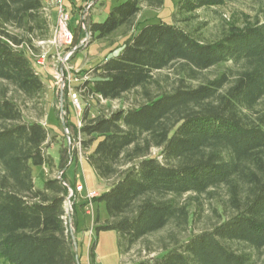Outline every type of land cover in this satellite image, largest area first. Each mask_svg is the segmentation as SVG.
Instances as JSON below:
<instances>
[{
    "label": "trees",
    "instance_id": "obj_1",
    "mask_svg": "<svg viewBox=\"0 0 264 264\" xmlns=\"http://www.w3.org/2000/svg\"><path fill=\"white\" fill-rule=\"evenodd\" d=\"M232 1L178 0L173 15L188 24L199 9ZM164 2L125 0L88 26L111 54L80 70L82 126L66 117V128L77 142L81 136L85 159L106 184L94 202H105L108 218L97 217L96 230H115L126 254L170 224L186 228L191 211L179 197L224 187L217 223L186 240L171 232L160 255L133 264H255L264 248V0L254 17L229 23L213 41L175 22L137 24L143 4ZM52 37L44 0H0V264H78L65 219L69 189L77 192L64 171L74 155L61 147L52 156L49 128L26 118L17 98L45 92L30 53ZM80 44L73 37L77 51ZM170 68L175 83L152 94L155 72ZM137 89L140 102L91 113L94 99L118 100ZM34 166L57 167L61 177L38 188ZM96 247L89 246L90 264H97Z\"/></svg>",
    "mask_w": 264,
    "mask_h": 264
},
{
    "label": "rangeland",
    "instance_id": "obj_2",
    "mask_svg": "<svg viewBox=\"0 0 264 264\" xmlns=\"http://www.w3.org/2000/svg\"><path fill=\"white\" fill-rule=\"evenodd\" d=\"M93 1L64 0V4L71 15L70 23L74 31L75 42H80V46H84V48L82 47V50L74 52L69 58L65 59L70 51V46L65 42L63 36H58L55 43L52 42L54 41V34L49 41L38 42V51H33L30 54L35 68L40 72L46 83V90L43 94L32 99H26L19 94H17V98L22 105L26 118L39 120L49 128L52 141L48 152L52 156L58 158L61 147H67L68 154L69 152L73 153L72 163H69L65 170L68 181L72 184L82 183L84 193L96 191L101 194L106 190V184L98 179L94 168L85 159V153L78 144L76 146L73 130L67 128L70 132L68 134L65 128L66 117L73 124L78 123L87 100L82 98V112H76L69 100L67 89L61 88L62 83L60 80L62 69L66 75L70 71L74 76L77 69H89L110 53L112 47L106 42L94 41L91 34L87 32L88 26L92 21H103L114 6L125 0H99L96 5L93 4L92 7L85 10L87 4ZM177 2L178 0H165L161 8H151L143 4L136 18L137 24L144 22L158 23L161 20L168 23L175 22L187 30L197 29L194 32L203 40L213 41L220 36L222 30L229 23H243L248 21L249 17H254L259 0H234L219 7L199 9L194 13V18L188 24L180 21L178 16L173 15L176 11ZM56 11L52 8V25L56 21ZM115 40L121 41L120 35H117ZM118 51L116 50L114 53ZM220 70L222 68L218 67L205 73L208 76H213ZM83 74L85 75V73ZM175 75L173 68L155 72L157 81L148 86L149 90L152 94H157L163 89L169 90L176 81ZM77 76H79L78 81L72 83L74 88L84 79V76L82 77L79 73ZM196 83L194 82V84ZM141 94L142 90L137 89L118 100L108 101L99 97V99L92 101L91 113L97 115L100 110L108 111L131 106L143 99ZM62 115L64 116V122ZM69 136L71 139H69ZM152 153L157 155L158 150L153 149ZM61 173V170L57 167L53 170L46 166L33 167L35 184L38 188H43L47 177H60ZM213 192H215L214 195L188 193L179 197L180 203L188 205L191 211L186 228L179 230L174 224H170L166 228L148 235L136 244L131 251L121 255L118 248L117 232L115 230L97 232L96 230L95 219L99 217L100 221L103 222L108 218L105 202L95 201L94 215H87L85 203L78 202L81 200L79 193L70 188L65 202L67 225L72 241L73 235L75 236L77 247L75 245L74 247L75 252L77 251L79 264H90L88 252L92 242H97V264H133L135 261L147 256L160 255L163 252L164 243H171L169 239L171 232L179 240H186L194 234L209 229L223 217L221 202L226 197L224 187H219ZM70 194H72L71 197ZM238 246L242 247L241 245ZM255 264H264V248L256 253Z\"/></svg>",
    "mask_w": 264,
    "mask_h": 264
},
{
    "label": "built area",
    "instance_id": "obj_3",
    "mask_svg": "<svg viewBox=\"0 0 264 264\" xmlns=\"http://www.w3.org/2000/svg\"><path fill=\"white\" fill-rule=\"evenodd\" d=\"M45 2V14L46 16L51 20L53 18L52 16V8H54L56 11V21L55 24L52 25V31L54 34V41L57 42L58 36H63L65 39V42H67L70 46V51L67 53L65 59L69 58L70 55H72L74 52L77 51L78 46H73V37L74 32L71 28V15L69 11L67 10L64 0H44ZM93 2H89L87 4L88 8L92 7ZM80 70H76V73H79ZM61 88L67 89V94L69 97V100L71 104L73 105L76 112H82V98L80 96V93L72 86V83L75 81H78L77 76H73L72 73L69 71L68 75L65 74L64 70L62 69V77H61ZM77 126L80 128L82 126V121L79 119ZM66 132L69 134V130L66 128ZM69 139L70 136H69ZM80 140L81 136L79 135L78 142L76 141V144L80 146ZM72 159V158H71ZM69 163H72V160H70ZM61 175V174H60ZM77 192H81L83 190V185H76ZM73 194V193H72ZM70 194V197L72 196ZM99 195L96 191H89L86 195L87 203L85 205V212L87 215H94V199ZM66 223H67V216H65ZM69 229V228H68Z\"/></svg>",
    "mask_w": 264,
    "mask_h": 264
},
{
    "label": "crops",
    "instance_id": "obj_4",
    "mask_svg": "<svg viewBox=\"0 0 264 264\" xmlns=\"http://www.w3.org/2000/svg\"><path fill=\"white\" fill-rule=\"evenodd\" d=\"M99 0H96L95 1V5H96V3L98 2ZM56 159H58V158H56ZM44 167V166H43ZM83 185L82 183H78V182H76V185ZM89 192V191H88ZM88 192L87 193H84V185H83V190L81 191V192H78L79 194V197L81 198V200H79L78 202H82V203H85V205H86V203H87V200H86V195L88 194ZM93 206H94V203H93ZM76 225H77V222H76ZM78 229V228H77Z\"/></svg>",
    "mask_w": 264,
    "mask_h": 264
},
{
    "label": "water",
    "instance_id": "obj_5",
    "mask_svg": "<svg viewBox=\"0 0 264 264\" xmlns=\"http://www.w3.org/2000/svg\"><path fill=\"white\" fill-rule=\"evenodd\" d=\"M95 1L96 0H94L93 1V4H95ZM88 32V31H87ZM62 113H63V107H62ZM62 120H63V122H64V116L62 115ZM66 128V127H65ZM72 160V159H71ZM65 170H66V168H65ZM64 170V171H65ZM62 174V173H61ZM60 177H61V175H60ZM73 241H74V245L77 247V243H76V240H75V236L73 235ZM76 256H77V251H76ZM77 263L79 264V261H78V257H77Z\"/></svg>",
    "mask_w": 264,
    "mask_h": 264
}]
</instances>
